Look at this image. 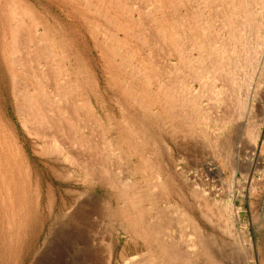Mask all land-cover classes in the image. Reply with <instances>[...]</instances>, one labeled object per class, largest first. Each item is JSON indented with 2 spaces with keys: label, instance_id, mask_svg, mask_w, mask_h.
I'll return each mask as SVG.
<instances>
[{
  "label": "bare ground",
  "instance_id": "1",
  "mask_svg": "<svg viewBox=\"0 0 264 264\" xmlns=\"http://www.w3.org/2000/svg\"><path fill=\"white\" fill-rule=\"evenodd\" d=\"M203 1L207 2L208 8H210V10L212 9V11H215V14H213L215 16L217 15L216 18H205L202 13L201 15L204 17L201 22L198 16L195 17V14L193 13L192 15L191 12V18L195 17L194 19L196 20V28L193 27L190 29V26L188 24H190L191 22L189 20L190 18L188 16V11L191 9L193 4H182L181 7L188 9L186 10L187 16L179 17L185 19L186 21L184 20V22L188 21L187 24L184 23V25L189 26L188 28L190 29H186L187 26L185 29H183V34H181L183 37L180 35L182 27L180 25H176V18L171 17L170 13L169 16L167 14V9H169L170 7L173 8V12L176 11L175 6H167L164 3L165 7L161 16H153V13L155 12L154 9V12H152V19L150 18L151 16H148L149 19H151L150 23H153L152 27L154 29L152 28V32L154 31V34L152 33L153 36L149 34V32L151 31L150 26L148 32L149 35L147 34L148 36L146 35V37L148 38L151 36V38L156 39L157 44L158 41H160L161 46L164 43L168 44V46H172L174 49V52H170L167 49L168 54H165L163 57L164 61L162 63L164 64H162V68L156 65V61L154 60H152L155 62L154 64L152 62H150L149 64V71H145V69L143 71L142 68L138 67L132 61L127 63L128 59L131 57H127L128 59H126V56L124 54L127 53L119 49V46L122 43L120 42L122 39L120 34L124 33V36L128 38L136 37L135 34H132L133 32L130 33L128 31L127 28L130 25L127 26V23L124 24V26L127 27H118V32L113 37V39L115 40L114 45H112L111 43L112 46L108 48V51L110 52L112 57L113 70L117 72V80H113L111 82L108 81L105 91L112 93L113 96L117 97V100L119 102H122V104L126 105V108L122 111V114L125 117L128 116L127 118L130 119V121L116 122L115 126L113 127L112 133L117 134V137L115 139H117V141L120 142L121 145L127 147V160H129L128 163H133V167H131V169L126 168L124 166L125 164L122 161H116L120 159L122 160L121 152L120 155L115 154V152H112L113 149H110L111 147H109V144L100 146L102 144L101 141H104L105 139L107 140V134L109 130L104 131V133H102L103 131H99L101 134L100 135L96 130V132H94L92 127H88L89 124L87 125V123L89 120L86 121L84 119L87 123L82 120V116L85 113L83 112V114L81 115V107L83 110L85 107L83 108V105L80 104L79 101L85 100L84 92L86 91V89L84 90L83 88L81 91L79 90V92H74L75 90L77 91V89L80 87V85L76 86L75 84L73 86L71 83L73 77L75 79L78 78L77 75H73L70 70H64L66 71V73H64L63 71L57 72L56 70L57 74L52 75V77L50 74L51 78L48 79L49 81H46L45 79V81L47 83L49 82V84H45V81V83L42 82L44 78H40L41 75L43 76V74H41V71L44 66L47 70V67L51 66L56 58H54L51 64L49 60H46L47 63L43 64H46L47 66H38L39 68H37V66L35 65L37 71L40 69V76H37L34 73L35 68L30 70H33V73L27 70L28 67L22 68L21 65L23 64L19 63L20 60H18L17 57H15V59L13 60L12 66L9 71L10 78L6 82L8 87V94L12 98V100H14L16 113L26 121H28L30 124H33L34 126L36 125L34 127L35 129L37 126V128L40 129V131L38 130L35 134L38 135V137L41 139V142L43 143L41 147L42 150L40 149V144L38 143L42 155L47 156V159L44 161V173L50 177L51 181H53V177L55 178L57 176H60V173L63 174L62 172H67L66 175H69V179H71V176L72 174H74V172L83 174L85 175L84 182H92L93 180H98L104 183L106 186L111 187L114 192V200L112 202H108L104 199L93 202L88 198L90 197V195L87 196V198H85L84 200L82 199L83 201L81 200L82 202H79L78 206L76 205V210L70 211V213L67 212L69 213V219L67 220L77 221V225L83 224L84 222V224L88 225V227L92 229V231L95 230L93 233L97 236L101 233H99L100 230L98 229L101 226L99 225L100 222L101 224H103V228H105L104 233L108 231L102 220H100L98 224L97 219L99 217L96 219L97 224L99 225V227L97 228L99 231H96L97 229H93V226L94 228L98 226L97 224L96 226L93 224V222L96 223V221H93V219L95 220L94 216H98L99 214H106L111 218L110 220L112 224L116 226V229L118 231L116 242L121 243V236L126 239L123 242L120 252L116 256L114 249L109 251L108 248V253L104 255L103 251H101L100 249L84 247L82 250H80V254H77L79 251H76V255L78 256L75 255L74 259L72 260L74 264H230L229 262L227 263L223 256L220 255V251L215 248L219 245V240L215 232L207 231L196 217V200L198 198H202V194H200L201 192L204 193V195L206 193L204 191L205 189H202L200 192L195 190L196 175H193L192 173H190V171H185L184 168H182V166L180 165V159H176L175 157H173V153H171V151L162 152L161 150L156 149L153 154L152 152L149 153L152 156L147 154L148 149H150L152 146L151 144H158V142L162 141L163 138H161V136L156 131L157 129L161 130L162 126L165 127V125L167 124L166 121L171 122V125L174 126L171 127L173 128L172 130L170 128V131H173L172 134L174 136H176L180 131L184 140L196 139L198 140V143L200 142V145L201 142L210 143L213 150L221 151L222 145L223 147L225 145L220 141L222 139H220L221 136L219 134L217 135V132H219V128L216 125L211 131V135L210 129L208 127L209 123H207V110L209 109L206 105L208 102L204 104L205 98L211 99V103H213L212 101H214V103L216 102L215 104H217V102L223 103L226 97L227 99H232V96H227L228 94L230 96V93L232 92V94L236 93V95L233 94V96H235V99H233L236 100V103L240 105V109L245 107L244 104L246 103V100L241 95L244 94L242 91L243 89L249 90L250 86L253 84L252 80L256 77L257 72L261 70V67H264V0ZM180 2L177 4H181ZM193 2L196 5H194L195 8H193L194 6L192 8L195 9L196 12L198 11V7L201 8V3L199 2V0ZM87 3L88 2H86V5ZM152 3L155 2L152 0ZM95 4L96 3L90 5L94 6ZM115 4H119V1H116ZM167 4L172 5L173 3L169 2ZM130 7L128 9L129 11ZM181 7L176 9L181 10ZM131 9L134 12L140 13L137 6L136 8L132 6ZM157 9L160 10V7L158 6L156 8V11ZM122 10L124 11V8ZM96 11H99L98 14L100 16V9ZM124 12H126V15H130L128 16L129 20L134 23L137 19L135 13L133 12L132 14H130L129 12L127 13V11ZM198 12V15L201 16L200 11ZM104 14V16H107L106 13ZM144 15L147 16V14ZM221 16L223 17V23H220L217 20L218 17H220L221 19ZM147 20L148 19H146V21ZM139 21L135 22V24L139 23ZM215 21H218V26H220V28L217 26V23L215 24ZM18 26L16 27L18 28ZM35 27H37V24H35ZM169 27H172L174 31L170 30ZM17 28L16 30H14L17 31ZM95 28H97V26H95ZM24 30L26 29L24 28ZM177 30L179 32H177ZM223 30H227L228 36H224ZM18 33L20 32L18 31ZM41 33L42 32L38 33L37 36ZM111 35L113 36L112 33ZM109 38L107 37L108 40ZM188 38L192 39V41L190 40V43L187 42ZM136 39H138V37H136ZM37 42V44H39L40 46L39 40H37ZM188 43L190 44L189 48H187ZM117 45L118 47H116ZM28 46L29 43L28 45H26V47ZM161 46L159 50H161L162 52L166 45H164L163 48ZM26 47H24V50ZM148 48H150V46ZM18 49L19 48H17V51L19 53ZM32 49L33 48L31 47L29 51H31ZM52 50L53 49H51V52ZM47 51L48 50L46 49V53ZM51 52L48 53L52 55L53 52ZM161 52L159 53L162 54ZM195 53L197 55H195ZM14 54L13 56H16ZM148 54L147 55L150 56V54L152 53ZM53 55L51 56V59L54 57ZM24 57H22V60L25 59ZM26 57H29V55H27ZM45 58L46 57H43V60ZM117 58L121 59V62L117 63ZM30 61L31 60H29V62ZM158 61L160 60L158 59ZM29 62L28 64L30 65ZM34 63L35 61H33V65ZM25 64L28 65L27 63ZM54 64L52 65L55 66ZM18 65H20V67ZM128 66L129 69L126 68ZM51 67H49V69ZM52 69H54V67H52ZM48 72L50 71L48 70ZM22 73L26 75H22ZM171 75L174 76L172 77ZM121 76L125 78L130 77L132 79V82L129 83V85H126L124 79ZM147 76V80L149 82L145 80V77ZM188 77L192 79L193 82H196V87L194 84L185 81L186 78L188 79ZM218 81L222 82V87L217 86V83H219ZM85 83V88H87L88 90L91 89L89 81L86 80ZM144 83L147 84V87L145 89ZM205 91L206 93H209L210 96H207ZM142 93L145 94V97ZM87 101L88 100H85V102ZM210 105L211 107L215 106L214 104ZM216 109L217 108H215V110ZM135 110L138 111L136 115L132 112ZM240 111L244 113L243 110ZM90 113L92 114V116H96L93 110H90ZM85 116L84 118H86ZM88 118L89 117H87V119ZM93 122L95 124V121ZM25 124L27 123L25 122ZM23 126L25 127L26 125ZM96 127H99L100 130H103L102 127L100 128V126ZM248 127L247 130L249 129ZM35 129L34 131H36ZM49 129L51 131H49ZM255 130L256 129H254V131H252L251 133V137L253 138L252 149H254L256 152H260V156L262 151L264 152V142H260L261 130L259 128L257 129V131ZM95 133L98 134L97 136L100 135L103 139H99L101 140V144L99 143L100 145L96 143ZM172 141L174 142V140ZM36 143L34 144L36 145ZM183 143L185 144V142ZM181 146L178 145L177 147L179 152L182 151ZM84 148H89L90 150L88 152L85 150L82 151ZM169 148L171 147L169 146ZM120 149H122L121 146ZM224 149L226 148L224 147ZM150 150H152V148ZM113 156H116L117 158L120 157V159H116V157H114L115 160H113ZM260 162H263L262 158H260L259 163ZM64 163L68 164V166L63 165ZM232 172V181L239 185L241 181L238 177L237 169L233 168ZM25 177L28 183L32 184L30 170L29 173L28 171L26 172ZM247 181L248 180L243 183L244 186L246 185V187L247 184L245 183H247ZM39 182L40 181H37V183ZM254 184L255 182L253 180L251 184L252 189ZM47 186L48 187H46V194H44L45 200H47L51 205L56 199L57 191L53 188L51 182L47 184ZM31 192V187H29L28 190L24 187V191H21L20 202L22 206L26 205L27 214L38 216V198L41 197V192L40 194H38L39 192H37V190V194L34 192L35 200L32 199L33 196H31ZM73 192L74 191L72 190H67V193L69 194ZM84 195H86L84 192H80L78 197L81 198L84 197ZM208 196H210V194H208L205 198L209 199L210 197ZM9 198L12 200L11 196H9ZM35 202L37 203L35 204ZM201 203L203 204V201L200 202V205H202ZM206 205L209 206L208 202ZM226 206L231 207L230 204H226ZM101 216L103 218V215ZM218 217L219 215L217 216V218ZM239 219V214L234 215L233 219H231L230 226L233 227V229L236 221ZM78 221H81L82 223H78ZM90 229L88 230L90 231ZM111 232L107 233V235H110ZM90 234L92 233L90 232ZM102 234L101 236H104V234ZM97 238H99L98 240H101L103 237L101 238L100 236H97ZM106 246L108 247L109 245L107 244ZM197 247L198 249H196ZM199 247L201 248V250L199 249ZM67 263L68 262H66V264ZM53 264H61L60 259L56 257L53 260Z\"/></svg>",
  "mask_w": 264,
  "mask_h": 264
},
{
  "label": "rangeland",
  "instance_id": "2",
  "mask_svg": "<svg viewBox=\"0 0 264 264\" xmlns=\"http://www.w3.org/2000/svg\"><path fill=\"white\" fill-rule=\"evenodd\" d=\"M116 1H119V4H115ZM153 1L155 3H152V0H112V2L111 0H0V264H53V260L56 257L60 259L61 264H66V262H68L67 264H74L72 260L76 255V251H79L77 254H80V250H82L84 247L100 249L101 251H103L104 255L108 253V248L109 251L114 249L116 256L120 252L123 242L126 239L121 236V243L116 242L118 231L116 229V226L112 224L110 220L111 218L106 214H99L98 216L95 215V220L93 219V221H96V219L99 217L97 219L98 224L99 221L102 220V222L106 226L108 232L104 233L105 228H103V224H101L100 222V228L97 224V221L96 223L93 222L95 226L96 224L98 225L96 226V228H94L93 226V229H97L99 227L98 229L100 231L98 229L96 231H99V233H101H98L99 235L97 236H100L101 238L103 237L101 239L102 241L98 240L99 238H97L96 234L94 235L93 232L95 230L92 231V229H90L88 225L84 224V222V225L78 224V226L76 223L77 221L67 220L69 219L68 214L70 213V211L76 210L79 202L82 199L84 200L85 198H87V196L89 195V200L93 202L100 199L112 202L114 200L113 189L98 180H93L92 182H84L85 175L75 172L74 174H72V176L70 175L71 179H69V175H66L67 172H62L64 175L60 173V176H57L55 178L53 177V181H51L50 177L44 173V161L47 159V156H43L41 153V147L43 143L41 142V139L38 137V135L35 134L38 130L40 131V129L37 128L38 126L35 129L34 127L36 125L34 126L33 124H30L28 121H26L16 113L14 100H12V98L8 94V87L6 82L10 78L9 71L15 57L20 60V64H23L21 65L22 68L28 67L27 70H29V72H32L33 70H30L35 68L34 73L37 76L43 74V76H40V78H44V80L41 79L43 83L49 81L48 79H50L52 75H56L59 71H63L64 73H66V71L64 70H70L73 75L78 76L77 79L73 77V80L71 82L72 85H80L78 89L76 88L77 91L75 90L74 92H79V90L81 91L83 88L84 90L86 89V91L84 92V97L85 100H88V103L85 102V100L79 101V103L83 105V108H86V110L85 108L83 110L81 107V115L83 114V112L85 113L82 116V120H89L88 123L85 121L87 125H90H88V127H92L94 132L97 131L98 134H100L99 131H103L102 133H104V131L109 130L107 134V140L105 139L104 141H101L103 140L100 136L101 134L99 135V137L97 136L98 134L95 133L96 143L100 145L102 142L100 146L109 144V147H111L110 149H113L112 152H115V154L120 155L121 152L122 160L120 159V157L117 158V155L113 156V160H115L114 157H116V159H120L116 161H122L125 164L124 166L126 168L131 169V167H133V163H128L129 160H127V147L121 145V143L118 142L117 139H115L117 137V134L112 133L113 127L115 126L116 122L130 121V119L127 118L128 116L125 117L122 114V111L125 110L126 105L122 104V102H119L117 100V97L113 96L112 93L105 91L108 81L111 82L113 80H117V72L113 70L112 57L110 52L108 51V48L114 45L115 40L113 39V37L115 34H117L118 27H123L124 24L127 23V26L130 25L127 28L128 31L130 33L133 32L132 34H135L136 37H138V39H136V37L128 38L124 36V33L120 34L123 40L121 39L120 41L122 43L120 44L119 49L127 53L124 54L126 56V59L131 57L128 59L127 63L132 61L138 67L142 68L143 71L144 69L145 71H149V64L150 62L154 64V61H156V65L161 67L162 64H164L162 63L164 61V55L168 54V50L170 52H174V49L172 46H168V44L164 43L163 44L166 46L164 47L163 44L161 46L160 41H158L157 44L156 39L154 38V40L153 38H151V36L148 38L146 37L149 32L150 26L151 31L149 32V34H154V31L152 32L153 23H150L152 17H159L162 15L165 7L164 3L167 6H175V10L179 12H173V8L170 7L169 9H167V14L169 16L170 13L171 17L176 18V25H180L182 27V31L180 29L181 35L183 34V29H185L187 26L184 25V23L187 24L188 22H184L185 19L181 18L183 16H187L186 10L188 9L181 7V5L184 3H192L193 6L196 5L193 2L196 0ZM86 2H88L87 5ZM89 2L90 4H96L93 6L90 5ZM169 2H172L173 4H167ZM179 2L181 4H177ZM199 2L201 3L202 8V10L199 7L197 8L198 11H200V15L203 13L202 15H204L205 18H216L217 15H214L215 11H212V9L210 10V8H208L206 1L199 0ZM132 6L135 8L137 6L140 13L134 12L131 9ZM155 6L156 8L159 6L160 10L157 9L156 11ZM129 7L130 11L128 10ZM180 7L181 10L176 9ZM192 7L188 11V16L190 18L189 20L191 22L190 24H188L190 26V29L193 27L196 28V20L194 19L196 16H198L201 22L204 17L202 15L199 16L198 11L195 12V9H193L195 8V6L193 8ZM123 8L124 11H127V13L129 12L130 14H132L134 12L137 18L135 22H138L140 20L139 23L135 24V22L133 23L132 21H130L128 17L130 15H126V12L122 10ZM99 9L100 16L98 14L99 11H96ZM153 9L155 10V12ZM101 12L106 13L107 16H104L105 14ZM152 12H154L153 16ZM191 12L192 15L193 13L195 14V17L191 18ZM138 14L142 16H139ZM144 14H147V16ZM148 16H151V19H149ZM146 19H148V22L146 21ZM221 19L220 17H218L217 20L220 23H223L222 16ZM218 21H215V24L217 23V26ZM35 24H37V27H35ZM16 26H18V28ZM95 26H97V28H95ZM139 26L142 28H140ZM189 26H187L186 29L190 30L188 28ZM218 27L220 28V26ZM16 28L17 31H15ZM24 28L27 31L24 30ZM169 29L173 30L172 27H169ZM18 31L21 34L18 33ZM37 32H42L43 34L41 33L37 36ZM177 32L179 31L177 30ZM111 33L113 34V36L111 35ZM223 33L224 36H228L227 30H223ZM27 35H29L30 37ZM40 35L45 36H42L41 38ZM107 37H110L109 40L107 39ZM37 40H39L40 46L39 44H37ZM190 40L192 41V39L188 38L187 42L190 43ZM144 41H147L146 44ZM28 43V47L30 48L26 47ZM189 43L187 45V48H189ZM149 46L151 49L148 48ZM160 46L162 48L164 47L162 52L161 50H159ZM24 47H26L25 50ZM31 47L33 48V51H29ZM116 47H118V45ZM17 48H19V53L17 51ZM12 49L16 53L13 52ZM43 49L45 52L43 51ZM46 49L48 50L47 53ZM51 49H53V53L51 52ZM48 52H51L52 55H56H53L54 57L51 59L52 55H50ZM159 52H161L162 54H160ZM12 53H15L14 55L16 56H13ZM148 53H152L150 54L151 57L148 56ZM31 54L33 57L31 56ZM42 54H44L45 56ZM25 55H29V57H26ZM38 55L40 56V58ZM195 55L197 54L195 53ZM22 57H24L25 59L22 60ZM43 57H46L47 59L45 58L43 60ZM54 58H56V60L52 64L56 62L54 64L56 68L51 64ZM157 58L160 61H158ZM28 59L31 61L29 62ZM27 60L30 65L28 64ZM46 60L50 61V64L52 67H54V69L49 66L51 68L49 69V67H47L46 70V67L44 66L46 64H43L47 63ZM33 61H35L36 64L34 63L33 65ZM116 61L117 63L121 62V59L117 58ZM25 63H27L31 67H29ZM35 65L37 66V68H39L38 66H44L41 71L42 73L39 72L40 69L37 71ZM18 66L20 67V65ZM126 68L129 69V66ZM48 70L55 73H50L48 72ZM263 70L264 67H261V70L257 72L256 77L252 80L253 84L250 86L249 90L243 89L242 91L244 94L241 95L246 100V103L244 104L246 108L243 107L240 109V105L236 103V100H234L235 96H233L234 93L232 94V92H229L230 96L229 94L227 96H232V99L234 98L233 100L235 102L230 98L228 99H230L231 101L228 100L226 97V99L224 100H227L226 102H217V104H215L216 102L214 103V101H212L213 103H211V99L205 98L204 104L208 102L206 105L209 109L207 110V123H209L208 127L210 129V132L214 129L213 127H215V125L219 128V132H217V135L219 134L221 136L220 139H222L220 141L224 143V147L226 149H224L222 145L223 148L221 147V151H215L213 150V148H211L212 146L210 143L201 142L200 145V142L198 143V140L196 139L184 140L180 131L176 136H174L172 134L173 131H170V128L174 126L171 125V122L166 121L167 124L165 125V127L162 126L161 130L157 129L156 131L161 136V138H163L162 141L158 142V144H151L152 150H150V148L147 151L148 155H151L149 154L150 152H152L153 154L156 149L161 150L162 152L171 151V153H173V157H175L176 159H180V165L182 166V168H184L185 171H190V173L196 175L195 190L200 192L202 189H205L204 191L206 192L205 195L201 192L200 194H202V198H198L196 200V217L207 231L215 232L219 240V245L215 248L220 251V255L223 256L225 261L227 263L229 262L230 264H264V180H262L264 179V152L262 151L261 155L259 156L260 152H256L254 149H252L253 138L251 137L252 131H254V129H256L255 131H257V129L259 128L261 130L260 142H264ZM22 75L26 74L22 73ZM171 76L173 77L174 75ZM121 77L124 79L126 85H129V83L132 82V79L130 77ZM145 78V80H147L148 76ZM86 80H88L91 85V89L89 90L84 86L86 84ZM185 81L194 84L196 87V82H193V80L189 77L188 79L186 78ZM147 82L149 81L147 80ZM218 82L219 83H217V86L222 87V82ZM45 84H49V82H46ZM144 86L145 89L147 87V84L144 83ZM142 94L145 97V94ZM206 95L210 96L209 93H206ZM234 95H236V93ZM210 104H214L215 106L212 105L214 107H211ZM215 108L217 109L215 110ZM90 110H93L96 116H92ZM240 110H243L244 113ZM132 112L135 115L136 113H138L137 110ZM84 116L86 118H84ZM87 117L89 118L87 119ZM222 119L224 122L222 121ZM92 120L95 121V124ZM25 122L29 127L31 126L33 130L31 127L29 128L27 124H25ZM23 125H26V128ZM96 126H100V128L102 127L103 130H100L99 127ZM247 127L249 128L248 130ZM34 129L36 131H34ZM50 129L49 131L52 130ZM172 129L173 128H171V130ZM100 138L101 140H99ZM172 140H174V142ZM183 142H185V144ZM34 143H36V145ZM38 143L40 144L41 150L39 149ZM178 145H182L181 152H179L177 149ZM120 146L122 147V149H120ZM169 146L171 148H169ZM85 148L81 150H85L87 152L90 150L89 148ZM259 157L262 158L263 162L259 163ZM63 165L68 166V164L65 163ZM233 168L237 169V174L241 181L239 184L240 186L232 181ZM29 170L31 171L32 184H29L25 177L26 172L28 171L29 173ZM66 177H69L68 180ZM246 180H248L247 183H245L247 184V187L243 184L244 182H246ZM253 180L255 184L252 189L251 184ZM37 181L40 182L37 183ZM50 182L52 183L53 188L57 191L56 199L51 205L47 200H45L44 195L46 194V187H48L47 184H49ZM24 187L25 189L27 188V190L29 187H31V196H33L32 199L34 200V194H37V192H39L38 194H40L41 192V197L38 198V216L27 214L26 205L22 206L20 202L21 191H24ZM35 189L37 190V192ZM68 189L77 192L69 194L67 193ZM80 192H84L86 195L79 198L78 196ZM208 194H210V196H208L210 197L209 199L205 198ZM9 196H11L12 200L9 198ZM200 200L203 201L204 205L202 203V205H200V202H202ZM207 202L209 206L206 205ZM36 203L37 202H35V204ZM226 204H230L231 207H227ZM236 214H239L240 219L236 221L233 229V227L230 226V221ZM101 215H103V218ZM218 215L219 217L217 218ZM223 218L226 220H224ZM78 223L82 222L78 221ZM218 223L220 224V226ZM88 229H90V231ZM90 232L92 234H90ZM109 232H111V236L107 235V233ZM102 233L104 234L105 238L104 236H101ZM107 244L109 245L108 247L106 246ZM196 249H198V247ZM199 249L201 250L200 247Z\"/></svg>",
  "mask_w": 264,
  "mask_h": 264
}]
</instances>
